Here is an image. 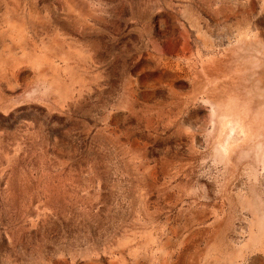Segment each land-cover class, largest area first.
Segmentation results:
<instances>
[{
    "label": "rangeland",
    "instance_id": "374dc122",
    "mask_svg": "<svg viewBox=\"0 0 264 264\" xmlns=\"http://www.w3.org/2000/svg\"><path fill=\"white\" fill-rule=\"evenodd\" d=\"M0 264H264V0H0Z\"/></svg>",
    "mask_w": 264,
    "mask_h": 264
}]
</instances>
